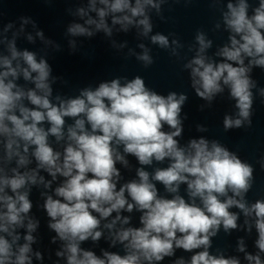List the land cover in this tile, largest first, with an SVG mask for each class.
Masks as SVG:
<instances>
[{
    "label": "clouds",
    "instance_id": "clouds-1",
    "mask_svg": "<svg viewBox=\"0 0 264 264\" xmlns=\"http://www.w3.org/2000/svg\"><path fill=\"white\" fill-rule=\"evenodd\" d=\"M169 2L76 0L66 9L73 18L64 31L67 47L75 54L81 38L103 34L116 53L147 69L155 63L156 46L187 73L189 87L204 101L200 111L226 94L232 111L223 116V130L251 128L257 97L264 103V87L253 78L254 69L264 70V0L256 6L208 0L219 13L210 31L227 33L219 45L203 28L187 44L175 32H154V15L170 19L164 15ZM2 17L0 12V264L45 260L34 248L40 220L32 212L33 189L54 233L53 264H161L173 257L171 264H264V198L247 199L255 168L218 139L201 135L181 143L186 92L161 94L136 75L89 84L76 95L54 94V85L68 82L53 74L48 55L62 45L30 16L7 23ZM129 33L135 47L116 38ZM20 39L41 47L20 48ZM196 131L209 129L197 124ZM130 157L138 166L125 180L121 167L133 170ZM257 163L264 169V155ZM221 230L247 236L255 231L256 251L248 250L244 236L237 238V255L211 251ZM102 239L120 251L100 248L97 254L83 246ZM178 250L191 255L177 256Z\"/></svg>",
    "mask_w": 264,
    "mask_h": 264
}]
</instances>
